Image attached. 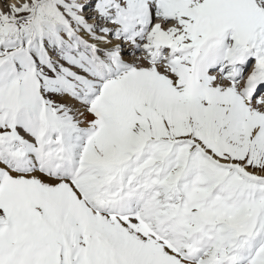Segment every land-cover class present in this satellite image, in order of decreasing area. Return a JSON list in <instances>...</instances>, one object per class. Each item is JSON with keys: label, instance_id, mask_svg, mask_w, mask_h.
<instances>
[{"label": "snow or ice", "instance_id": "snow-or-ice-1", "mask_svg": "<svg viewBox=\"0 0 264 264\" xmlns=\"http://www.w3.org/2000/svg\"><path fill=\"white\" fill-rule=\"evenodd\" d=\"M0 264H264V0H0Z\"/></svg>", "mask_w": 264, "mask_h": 264}]
</instances>
